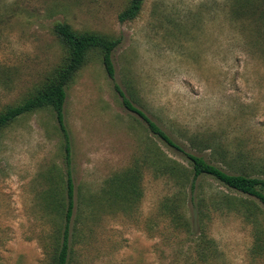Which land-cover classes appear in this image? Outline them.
Masks as SVG:
<instances>
[{
    "label": "rangeland",
    "instance_id": "374dc122",
    "mask_svg": "<svg viewBox=\"0 0 264 264\" xmlns=\"http://www.w3.org/2000/svg\"><path fill=\"white\" fill-rule=\"evenodd\" d=\"M127 3L0 0V110L19 103L62 59L57 22L122 38L114 77L95 56L68 88L65 125L80 208L70 264H264L252 252L253 224L219 206L206 232L216 253L197 260L192 192L181 208L192 221L188 233L165 216L163 203L176 187L149 156L165 153L187 172L191 164L123 105L115 87L187 148L195 136L216 135L215 150L199 153L226 170L264 177V0H145L137 18L121 22ZM64 143L51 108L0 131V264H52L65 223L53 206L65 195ZM137 165L140 195L110 183ZM198 184L207 202L228 193L255 205L264 228L259 199L208 175Z\"/></svg>",
    "mask_w": 264,
    "mask_h": 264
},
{
    "label": "trees",
    "instance_id": "16d2710c",
    "mask_svg": "<svg viewBox=\"0 0 264 264\" xmlns=\"http://www.w3.org/2000/svg\"><path fill=\"white\" fill-rule=\"evenodd\" d=\"M145 0H128L126 7L121 10L118 18L121 22L132 21L140 14ZM54 33L62 48V59L46 75L44 80L29 91L17 104H11L0 110V131L10 126L21 116L38 110L51 108L55 112L56 119L63 131L66 151L67 173L65 181V195L53 200L54 210L63 215L65 223L58 228L55 235L57 245L54 250L52 264H70L75 252V244L78 241L80 221V208L76 200V185L72 171L71 136L65 125L64 107L68 97V88L75 80L79 71L84 68L95 56H99L107 74L115 75L113 52L121 43V37L109 36L95 31H80L67 22H57ZM118 92L122 97L123 105L130 111L139 114L147 124L148 130L161 139L165 144L183 153L191 164V170L172 159L165 153L158 154L153 162L161 163L160 172L167 177L176 187V192L167 197L163 203V212L169 217L175 226L183 231L192 233L193 225L181 208L187 204L189 189L192 192L191 202L194 214L199 224L200 238L195 243L197 260L207 263L211 256L215 255L216 247H212L214 239H210L206 232L212 219L211 210L214 208H227L242 214L253 224L254 242L252 252L255 257H264V228L258 218L257 207L244 198L236 197L228 193H221L218 199L207 202L204 195L198 193V180L202 176H212L228 189L240 194H246L259 199L264 203V177L253 176L245 170L232 172L209 161L199 151L215 150L217 136L193 137L191 148L180 143L172 133L160 123L150 117L147 112L137 106L132 94L123 91L116 84ZM224 159L228 160V154ZM148 157V158H149ZM140 165L127 168L122 173L113 175L110 183L116 184L124 189L128 196L140 195L139 187L141 176ZM133 196V197H134ZM65 198V199H64ZM211 204V206H210ZM199 261V262H200Z\"/></svg>",
    "mask_w": 264,
    "mask_h": 264
}]
</instances>
